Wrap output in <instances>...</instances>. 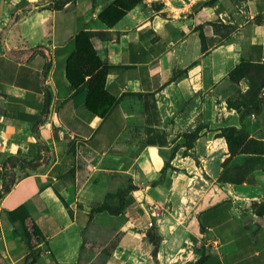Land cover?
I'll use <instances>...</instances> for the list:
<instances>
[{
  "label": "crops",
  "instance_id": "obj_1",
  "mask_svg": "<svg viewBox=\"0 0 264 264\" xmlns=\"http://www.w3.org/2000/svg\"><path fill=\"white\" fill-rule=\"evenodd\" d=\"M59 1L0 0V109L14 120L0 130V193L20 170L10 160L40 148L37 170L0 199V264H25L30 252L4 214L22 205L44 236L36 264H153L146 241L153 219L163 236L159 264H173L188 250L175 240L189 236L202 251L183 264L201 252L209 255L206 264H264V228L251 212H240L264 200V168L251 165L255 155L229 160L226 139L216 137L241 126L238 113L221 101L223 82L242 61L264 64V0L240 6L237 0L191 6L171 0L162 9L158 0H142L111 29L98 16L116 0H75L56 9ZM212 25L236 29L215 35ZM81 32L103 33L94 43L107 69L106 91L122 99L103 118L90 112L86 93L71 90L66 77ZM201 34L210 46L205 53ZM135 95L155 96L158 116L149 124ZM245 124L250 139L264 141V111ZM198 125L212 132L184 156V134ZM150 129L164 131L168 145H146ZM223 172L232 180L221 184L230 196L212 203ZM128 187L134 189L122 217L90 219L109 194ZM168 240L174 243L166 247Z\"/></svg>",
  "mask_w": 264,
  "mask_h": 264
},
{
  "label": "trees",
  "instance_id": "obj_2",
  "mask_svg": "<svg viewBox=\"0 0 264 264\" xmlns=\"http://www.w3.org/2000/svg\"><path fill=\"white\" fill-rule=\"evenodd\" d=\"M75 0H60L55 8L66 5V3L74 2ZM245 0H237L236 5L240 6ZM142 0H116L113 4L108 6L99 16L98 20L103 23L108 28H113L129 11H131L135 6L141 3ZM235 26H223V31L221 26L212 25V30L215 35L224 34L228 36L235 31ZM103 33L95 32H81L74 42V51L70 55L67 66H66V77L70 84V88L73 91L80 93H86V106L92 114L97 117L103 118L109 111L110 107L119 104L120 100H113L106 91V77L107 69L101 62L96 48H95V38L101 37ZM202 42V52H207L210 49L206 44L205 35L200 36ZM264 70V64H253L251 62L242 61L235 69H233L229 75L228 79L235 86H239L240 83L255 73L256 71ZM51 92H45V106L49 107L51 102ZM134 97L142 98L144 113L148 114L147 123H150V118L158 116L157 103L154 95H135ZM230 108H233L239 115L240 118V128L228 127L216 131V137H223L226 139L230 159L237 155H255L251 158L254 165H261L264 168V141L257 139H250L249 134L246 130L245 120L252 115H259L264 109V98H259V96L254 95L253 101L244 106H233L227 103ZM152 135L148 140H146V145H168L166 141L165 132L159 129H150ZM208 132H212L210 128L206 125H198L194 131L184 134V143L182 147L185 149L183 155L187 156L189 151L192 149L193 144ZM161 138V140H157ZM176 148V150H178ZM40 150V148H39ZM38 150V152H39ZM40 157V156H39ZM36 158L33 165L30 166V171H36L39 166L40 158ZM174 155L170 157L168 161L165 162L164 168L162 170V179L165 177L167 170L171 169V162L174 160ZM257 157H262L261 162H257ZM15 161L17 159L14 157L10 160V164L14 167ZM34 161V159L32 160ZM31 161V162H32ZM253 165V166H254ZM28 173L23 175L15 176L12 174L9 181L4 182V187L0 193V199L4 195L10 192L12 187L17 181L23 179ZM248 172L242 173V178H244ZM219 181L221 183H227L232 181L231 177L223 172ZM158 184L161 183L157 182ZM134 187H128L126 189H121L115 194H109L107 196V202L101 207L94 209L90 214V219H93L95 215L109 216L112 218H120L127 209L128 205L126 203V198L131 193ZM116 200L118 203L116 205H111V202ZM251 213L258 219L264 220V200L261 202L251 203ZM173 210V209H172ZM70 212V210H69ZM8 222L13 227L14 237H21L28 249L29 254L25 257V264H36L38 260L43 255V250L38 248L42 242H44V236L38 229V227L32 222L29 210L24 206H19L13 211L4 212ZM71 215V212H70ZM146 241L151 246L150 255L155 264L158 263V254L160 247L163 242V236L160 233L159 227L156 220L153 219L152 226L148 229L146 234ZM88 245L87 241H84L82 250ZM202 251V250H200ZM199 251V252H200ZM209 260V255L204 252L200 253L199 258L194 262H189L186 264H206ZM51 264H58L55 259L51 260ZM80 264V262L76 263Z\"/></svg>",
  "mask_w": 264,
  "mask_h": 264
},
{
  "label": "rangeland",
  "instance_id": "obj_3",
  "mask_svg": "<svg viewBox=\"0 0 264 264\" xmlns=\"http://www.w3.org/2000/svg\"><path fill=\"white\" fill-rule=\"evenodd\" d=\"M165 7L166 6L163 5V3L161 4V2L156 3V9H162ZM171 13H173V12H171ZM254 95L259 96V98H264V70L256 71L255 73H253L248 78V80L242 81L239 86H235L231 82V80H229V79H226L222 84L221 101L222 100L226 101L227 103H229L233 106H240L241 107V106L250 104L253 101ZM140 99H142V98H140ZM263 111H264V109H263ZM177 115H179V112H178V114H176V116ZM0 119L3 120L2 121L3 124L0 121V130L3 129L5 126L14 125L13 118H11L9 115H7L6 112L3 111L2 109H0ZM174 119H175V116L172 119L173 124H175ZM246 130H247V128H246ZM247 133H248V131H247ZM262 135H264V131L262 132ZM24 149H26V148H24ZM37 152H38V150H34V152H32V153L28 152L29 154L22 152L18 156L15 157L17 159V161H15L14 168L18 167L20 169L19 172L15 176H20V175H23L26 172L30 171L29 170L30 166L33 165L36 158L39 157ZM33 159H34V161H32ZM256 159H257V162H261L262 157H257ZM254 163L255 162H251V165L253 166ZM221 184L222 183L220 181H218V183L215 184L214 187L212 188V191L214 192V196L212 197V200H211L212 203H217L220 200H222L225 196H230L228 194V191L223 190L221 188ZM248 206L249 207L247 209H242V208L240 209V212L245 216H246V213L251 212V209H250L251 204H249ZM251 219H252V222L256 226L264 228V220L263 219H258L254 215ZM188 229H189V227H188ZM180 236H183V235H180ZM175 242L178 244L181 243L180 245H182V243H183L184 246L188 247V250H183V251L180 250L179 255L175 259H172L171 263H173V264H183L182 262H185V260H187V258H192L190 256L191 253H193L194 251L195 252L200 251L196 247L197 241H195V238H191L190 236L184 237V239L179 237L178 239L175 240ZM172 243H174V240H168V242L166 243V247H169Z\"/></svg>",
  "mask_w": 264,
  "mask_h": 264
},
{
  "label": "built area",
  "instance_id": "obj_4",
  "mask_svg": "<svg viewBox=\"0 0 264 264\" xmlns=\"http://www.w3.org/2000/svg\"><path fill=\"white\" fill-rule=\"evenodd\" d=\"M160 1L161 3H163V5H165L166 7H171V0H158ZM199 0H184L183 4L185 6H191L195 3H197ZM154 216H156V213H153ZM152 226V222L149 224V227Z\"/></svg>",
  "mask_w": 264,
  "mask_h": 264
}]
</instances>
